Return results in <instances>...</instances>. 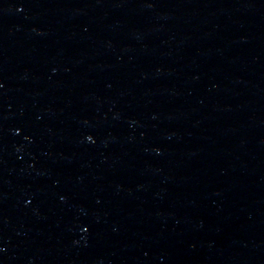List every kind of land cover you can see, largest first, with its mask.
<instances>
[{
	"label": "water",
	"instance_id": "1",
	"mask_svg": "<svg viewBox=\"0 0 264 264\" xmlns=\"http://www.w3.org/2000/svg\"><path fill=\"white\" fill-rule=\"evenodd\" d=\"M0 264H264V0H0Z\"/></svg>",
	"mask_w": 264,
	"mask_h": 264
}]
</instances>
